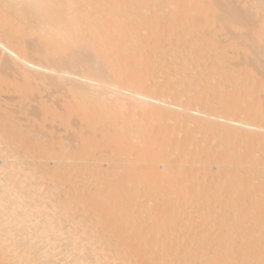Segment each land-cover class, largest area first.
<instances>
[{
  "label": "bare ground",
  "instance_id": "6f19581e",
  "mask_svg": "<svg viewBox=\"0 0 264 264\" xmlns=\"http://www.w3.org/2000/svg\"><path fill=\"white\" fill-rule=\"evenodd\" d=\"M0 264H264V0H0Z\"/></svg>",
  "mask_w": 264,
  "mask_h": 264
},
{
  "label": "rangeland",
  "instance_id": "374dc122",
  "mask_svg": "<svg viewBox=\"0 0 264 264\" xmlns=\"http://www.w3.org/2000/svg\"><path fill=\"white\" fill-rule=\"evenodd\" d=\"M217 35H218V32H217ZM218 39H220V40H227L228 39V35L226 36L224 33H222V31H220V35H218ZM175 57H177V56H175ZM179 57H182L181 56V54H180V56ZM231 59L230 61L231 62H241L243 59H244V54L242 53V52H234L233 50H230L228 53H227V55H226V57H225V59ZM202 61H200V62H198V63H201ZM189 67V66H188ZM191 67H194L193 65L191 66L190 65V68ZM167 69H165V70H162V72L164 73V71H166ZM191 73L194 75V80H192L190 83H194L195 81H196V77H195V75L197 76V73H198V70H196V69H193V72L191 71ZM13 97V95L12 94H5V95H3V98L5 99V100H10L11 98ZM9 103H13V102H10L9 101ZM50 105H52V104H50ZM53 106V105H52ZM5 125H7V124H5ZM44 125H48V123H45ZM43 125V126H44ZM53 127L55 128V130H56V132H58V134H60V135H67V132L64 130L65 128H63V126H61V125H58V126H56V125H53Z\"/></svg>",
  "mask_w": 264,
  "mask_h": 264
}]
</instances>
